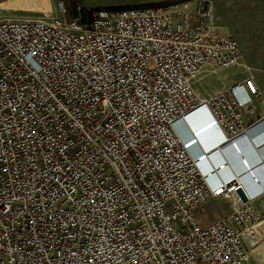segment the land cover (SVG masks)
<instances>
[{"label": "built area", "instance_id": "built-area-1", "mask_svg": "<svg viewBox=\"0 0 264 264\" xmlns=\"http://www.w3.org/2000/svg\"><path fill=\"white\" fill-rule=\"evenodd\" d=\"M56 10H0V264H248L263 177L243 197L177 134L204 113L235 139L262 97L253 75L198 90L243 65L213 3Z\"/></svg>", "mask_w": 264, "mask_h": 264}, {"label": "rangeland", "instance_id": "rangeland-1", "mask_svg": "<svg viewBox=\"0 0 264 264\" xmlns=\"http://www.w3.org/2000/svg\"><path fill=\"white\" fill-rule=\"evenodd\" d=\"M58 1H63L72 7L80 6L87 11H96L113 7H131L139 5H157L180 2L183 0H0V10L7 16H48L54 12ZM215 8L217 17V33H226L235 39L241 49L242 64L219 71L214 74H205L197 83L201 92L213 93L228 87L235 80L246 79L249 75L257 76V85L262 97L258 107L264 103V0H210ZM49 4L50 7L49 8ZM49 8V9H48ZM46 9H48L46 11ZM256 203L258 209H264V199ZM262 207V208H261ZM205 211H199L203 218L200 221L209 223L226 214L229 210L228 202L222 199H213L204 205ZM262 217L264 218V212ZM200 218V217H199ZM264 237V235H263ZM258 238L256 246L251 248L248 264H260L258 248L264 241Z\"/></svg>", "mask_w": 264, "mask_h": 264}, {"label": "bare ground", "instance_id": "bare-ground-1", "mask_svg": "<svg viewBox=\"0 0 264 264\" xmlns=\"http://www.w3.org/2000/svg\"><path fill=\"white\" fill-rule=\"evenodd\" d=\"M49 8H51L50 4H49ZM48 9H46V11ZM187 117H188L187 119H184L183 121H180L178 123L177 134L179 135L180 138L182 137L188 143L190 144L193 143L191 146L188 145L189 148L188 150H190L193 157H196L198 159L201 157V160L197 159L198 161H200L198 163L201 169H203V171L205 170V173H207L209 176L212 174H216L221 176L223 179H228L229 177L235 175L239 180V182L241 183L242 186L240 188L241 193L244 196H247V192L245 191L244 186L252 185L255 182V180L260 179L261 175H263L261 174L258 176V173L260 171L255 172L254 170L262 166L264 167V118L261 119L262 118L261 117L253 124L248 125L243 130L239 131L235 139L233 138L227 139V137L223 134V132L220 133L221 129L219 127L218 128L215 127L217 129L211 128V125L215 122L214 119L212 118L209 119L208 115H204V113L201 114L191 113L188 114ZM192 125L194 126V128H192ZM189 133H192V135H194L193 139H191L192 137L190 138ZM238 137H239L238 159L239 161L244 160L245 162V165L243 164V168L240 173H238L235 167L232 166V164L234 163L230 158L231 156H227L225 155L224 152H222V148L227 144L234 143L237 146L236 139ZM231 139L233 140L230 141ZM252 148L254 149L255 152L254 154H256V155L253 154V156H255L254 160H247V158L245 157V153H243L241 150L246 149V151H248V153L250 154V152L252 153L251 151ZM219 155L221 156V160L217 159ZM215 158L217 161L215 160ZM236 164L238 163L236 162ZM246 165L248 166V168L246 167ZM247 175L248 176L252 175L253 179L252 178L251 179L253 181L248 179ZM257 248L259 252L258 253L259 263L264 264V241L261 242L259 244V247Z\"/></svg>", "mask_w": 264, "mask_h": 264}, {"label": "crops", "instance_id": "crops-1", "mask_svg": "<svg viewBox=\"0 0 264 264\" xmlns=\"http://www.w3.org/2000/svg\"><path fill=\"white\" fill-rule=\"evenodd\" d=\"M56 4H55V6H54V12L52 13V14H55L56 13ZM3 13V12H2ZM7 16V15H6ZM24 16H31V15H24ZM37 17V16H36ZM255 77H257V76H255ZM257 80H258V78H257ZM257 80H255V82H256V85H257ZM258 86V85H257ZM259 87V86H258ZM255 100H257V99H255ZM254 100V101H255ZM260 100V99H259ZM259 100L257 101L258 102V104H259ZM257 102H256V105H254V107H255V109H253L251 112H249L248 113V115H247V123H254V122H256L257 120H259L261 117V119H263L264 118V103L263 104H261L260 105V108L261 109H259V107H258V104H257ZM236 142H237V146L234 144V143H230V144H227V145H225L223 148H222V152H224L225 153V155H227V156H231L230 158L232 159V161H233V163L234 164H232V166L233 167H235V169H236V171H238V173H240L241 172V170H242V168H243V164L245 165V162H244V160H241V161H239V137L236 139ZM234 145V147H233V145ZM231 146H232V148H231ZM230 149V150H229ZM226 151V152H225ZM243 153H245V157L247 158V160H254V157L255 156H253V154L255 153L254 152V149L252 148V153L250 152V150H249V152H250V154L248 153V151H246V149H243V150H241ZM221 152V153H222ZM221 155V154H220ZM219 155V157L217 158L218 160H221V156ZM244 155V154H243ZM254 155H256V154H254ZM238 156V157H237ZM242 158V157H241ZM215 160H216V158H215ZM237 160V161H236ZM217 161V160H216ZM226 161H227V158H226ZM236 162L238 163V164H236ZM240 162H241V164H240ZM239 165V166H238ZM228 166V165H227ZM246 167L248 168V166L246 165ZM257 170V171H256ZM256 170H254L255 172H258V171H260L259 173H258V176L259 175H261V174H263V175H261V177H263V179H264V167L262 166V167H259V168H257ZM248 176V175H247ZM246 176V177H247ZM248 179H250V180H252L253 179V176L252 175H249L248 177H247ZM252 178V179H251ZM253 181V180H252ZM263 200H260L258 203H260V205H261V202H262ZM262 208V207H261ZM200 211H205V208H202ZM199 212V211H198ZM200 217V218H199ZM201 218H203L202 217V215H198V219H199V221H200V219ZM220 218V217H219ZM218 218V219H219ZM217 220V219H216ZM215 221V220H214ZM201 222V221H200ZM211 222H213V221H211ZM201 223H206L205 221H202ZM264 235V222H263V224H262V226H261V229H259L257 232H256V234H255V238L252 240V246H249V249L251 250V248H253V247H255L256 246V244H257V242H259L258 241V238L259 237H261V236H263ZM258 245V244H257ZM249 263V262H248Z\"/></svg>", "mask_w": 264, "mask_h": 264}, {"label": "trees", "instance_id": "trees-1", "mask_svg": "<svg viewBox=\"0 0 264 264\" xmlns=\"http://www.w3.org/2000/svg\"><path fill=\"white\" fill-rule=\"evenodd\" d=\"M113 8H120V7H113ZM82 12L83 13H92L93 11H87V10H84L83 9ZM75 14H79V13L78 12L77 13L75 12Z\"/></svg>", "mask_w": 264, "mask_h": 264}, {"label": "water", "instance_id": "water-1", "mask_svg": "<svg viewBox=\"0 0 264 264\" xmlns=\"http://www.w3.org/2000/svg\"><path fill=\"white\" fill-rule=\"evenodd\" d=\"M239 191H240V189H239ZM240 193H241V191H240ZM241 195H242L243 197H245L242 193H241Z\"/></svg>", "mask_w": 264, "mask_h": 264}]
</instances>
